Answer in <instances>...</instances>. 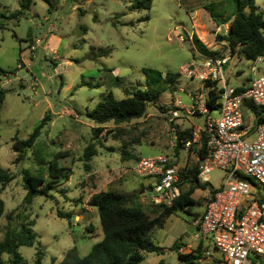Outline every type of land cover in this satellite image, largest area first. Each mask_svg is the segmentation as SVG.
<instances>
[{
  "label": "rangeland",
  "instance_id": "rangeland-1",
  "mask_svg": "<svg viewBox=\"0 0 264 264\" xmlns=\"http://www.w3.org/2000/svg\"><path fill=\"white\" fill-rule=\"evenodd\" d=\"M49 2L32 0L19 16L10 17L19 9V0H0V69L11 70L0 74L4 91L0 105V168L12 175L0 191L4 203L0 240L7 226L17 229L20 222L32 219L34 243L17 248L24 264H34L38 248L43 251L40 264H60L67 249L75 247L82 256L101 239L96 209L86 204L93 192L134 194L150 218L157 215L156 207L149 202L150 193L145 191L153 180L135 175L132 167L140 157L160 153L173 159L174 129L194 131L203 123L198 113L180 114L168 121V111L176 100L189 105L186 92L200 85V81L178 73L179 65L194 56L189 37L195 36L218 56H228L223 77L233 87L251 76L250 66L260 74L263 65L261 58L251 62L235 54L229 56L227 47L215 38L226 31L234 0H151L149 8L140 9L130 8L133 0ZM255 5L264 18V0H255ZM212 19L227 21L222 31ZM37 27L43 31L39 36L34 33ZM141 68L158 70L161 76L171 72L176 77L175 87L160 81V91L143 116L127 123L96 125L84 115L107 91L123 98L135 88H143ZM43 115L48 120L33 145L25 149L21 160L13 162L16 153L11 149L12 137L25 139ZM251 118V112L244 109V123L251 126ZM93 127L101 130L94 134ZM88 144L94 146L95 155L86 162V169L82 154ZM194 149L192 146L178 151L177 164L187 168L196 164ZM122 150L130 156L122 158ZM58 152L64 155L57 158L58 165L69 166L72 173L52 187L49 196L36 195L24 203L21 170L45 176L46 163ZM224 174L213 168L205 175L207 181L194 188V202L189 204L191 216L171 213L161 226L151 230L153 243L163 251L144 252L137 264L181 263L177 252L187 253L186 245H195L191 220L199 217L203 199L220 185ZM181 185L187 188L184 182ZM57 211L67 212L70 217H58ZM175 240L179 241L177 251L170 248ZM210 250L218 254L212 247ZM8 257L2 254V264H8Z\"/></svg>",
  "mask_w": 264,
  "mask_h": 264
},
{
  "label": "trees",
  "instance_id": "trees-1",
  "mask_svg": "<svg viewBox=\"0 0 264 264\" xmlns=\"http://www.w3.org/2000/svg\"><path fill=\"white\" fill-rule=\"evenodd\" d=\"M50 4L49 0H42ZM32 0H19V9L9 14L10 17H17L21 12L28 8ZM151 0H133L130 8H149ZM235 9L230 17L228 27L222 34H216V40L225 45L228 49L229 56L237 55L254 62L258 56L262 57V73L264 75V18L262 13L257 9L255 0H234ZM203 8L213 17L211 10L207 4ZM219 27L220 24L226 23V20L218 21L212 19ZM192 44L197 50L207 55L218 56V52L214 49L206 47L195 36L191 38ZM11 70L0 69V74L10 73ZM144 76V87L135 88L127 96L123 98H115L110 91L103 94L100 100L91 109H86L84 115L94 124L102 125L111 121L118 125L121 123L130 122L132 119L143 116L148 104L154 102L157 92L160 91L159 82L169 84L175 87L176 77L171 72H166L161 76V72L151 68H141ZM203 102L209 109H214L217 106L218 98L215 92V83H206L203 87ZM238 89V88H237ZM4 91L0 88V105L3 101ZM244 109L249 110L254 117V121L261 119V110L259 107L250 103H246ZM48 120L47 115H43L40 121L33 127L32 131L25 139L12 137L11 149L16 153L13 162L21 160L24 156V151L30 148L36 137L39 135L41 128ZM101 127H93L92 132L97 134ZM175 145L172 147L174 158L170 159L171 164H177L176 157L178 151L183 150V143L190 142L189 149L194 146L191 142L192 129L175 128ZM126 142H122V147ZM195 157L197 160L205 155L204 145L195 148ZM95 155V149L92 144H88L83 150L82 159L84 167L87 169V161ZM62 153H56L49 160L45 172L42 174H30L27 170H21L22 188L25 194L22 198L24 203H29L32 197L36 195L49 196L48 191L66 180L72 173L71 168L66 165H58L57 158H61ZM122 158H127L130 153L122 150ZM176 156V157H175ZM181 172L182 177H189L184 184H187L186 189L180 191L179 196L172 200L169 205L163 203L154 204L157 215L150 218L144 209L135 201L134 194H124L114 190H102L91 193L86 204L96 209L98 222L101 230V239L91 245L85 255L79 256L75 247L67 249L60 260V264H137L143 259L144 252H162L163 248L154 244L151 239V230L155 226H161L165 217L177 211L191 216L189 204L194 200L191 193L196 187H201L197 179V163L191 167H186ZM12 179V175L7 170L0 168V191ZM145 188V187H144ZM211 194V192H210ZM203 209L199 217L202 215L207 199H203ZM4 203L0 197V217L3 214ZM196 213H193V215ZM58 217L69 218L67 212L57 211ZM196 216V215H194ZM198 218V217H197ZM195 218L194 220H196ZM191 220V223L194 221ZM33 220H24L18 224L17 229L6 227L3 237L0 240V264L3 263L2 254L9 255L8 264H24V260L18 253L19 246H31L35 241V234L31 230ZM179 241L172 242L170 248L179 250ZM203 243L199 241L194 249L187 253L177 252V257L181 261L180 264H197L196 257L200 254ZM43 251L39 248L35 252L34 264H40V259Z\"/></svg>",
  "mask_w": 264,
  "mask_h": 264
},
{
  "label": "built area",
  "instance_id": "built-area-1",
  "mask_svg": "<svg viewBox=\"0 0 264 264\" xmlns=\"http://www.w3.org/2000/svg\"><path fill=\"white\" fill-rule=\"evenodd\" d=\"M192 47L194 56L179 65L178 73L200 81V85L186 92L189 105L176 100L168 111V121L180 114L201 115L203 123L191 137L195 148L203 144L205 150L204 157L197 160V179L204 184L205 175L213 168L225 174L220 185L207 195L202 215L192 223L195 245H186L187 252L201 241L204 247L195 259L197 264H264V75L250 66L251 76L233 87L223 77L228 56L207 55ZM212 82L218 98L217 106L209 109L200 99L204 85ZM246 103L261 110V119L256 121L251 113V126L243 119ZM250 133L253 138H248ZM183 146L189 149L190 142L185 141ZM184 168L171 164L170 158L160 153L140 157L132 170L139 177L153 180L147 192L150 202L169 205L179 196L181 184L189 179L181 175Z\"/></svg>",
  "mask_w": 264,
  "mask_h": 264
},
{
  "label": "water",
  "instance_id": "water-1",
  "mask_svg": "<svg viewBox=\"0 0 264 264\" xmlns=\"http://www.w3.org/2000/svg\"><path fill=\"white\" fill-rule=\"evenodd\" d=\"M219 27L221 28V31L223 30V25H219ZM42 32V30L40 31ZM40 32H36V29H34V33L36 36H39ZM225 68V65H223V69ZM151 188L150 187H146L145 191L146 192H150Z\"/></svg>",
  "mask_w": 264,
  "mask_h": 264
},
{
  "label": "crops",
  "instance_id": "crops-1",
  "mask_svg": "<svg viewBox=\"0 0 264 264\" xmlns=\"http://www.w3.org/2000/svg\"><path fill=\"white\" fill-rule=\"evenodd\" d=\"M220 25H222V24H220ZM36 29V32H40L42 29H41V27H37V28H35ZM43 33V31L42 32H40V34L39 35H41ZM220 45H222V44H220ZM86 200H87V198H86ZM89 227H90V225H88Z\"/></svg>",
  "mask_w": 264,
  "mask_h": 264
}]
</instances>
